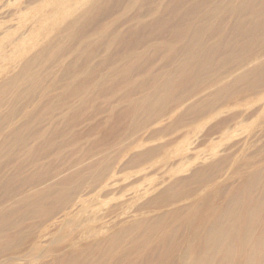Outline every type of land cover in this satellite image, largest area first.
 Segmentation results:
<instances>
[{"label":"bare ground","instance_id":"1","mask_svg":"<svg viewBox=\"0 0 264 264\" xmlns=\"http://www.w3.org/2000/svg\"><path fill=\"white\" fill-rule=\"evenodd\" d=\"M25 2L0 41V264H264V157L231 161L245 137L218 159L189 152L241 136L260 110L240 106L264 97V0ZM155 165L166 180L124 186L132 219L102 201L82 221L100 233L55 235ZM228 180L220 209L190 224L187 200Z\"/></svg>","mask_w":264,"mask_h":264},{"label":"rangeland","instance_id":"2","mask_svg":"<svg viewBox=\"0 0 264 264\" xmlns=\"http://www.w3.org/2000/svg\"><path fill=\"white\" fill-rule=\"evenodd\" d=\"M25 3H26L25 0H0V12H2V16L0 13V41H2V42L6 41V39H3L2 37H4L6 35V31L8 29L20 30L22 28V26L24 25L25 21L29 18L30 14H27V8L25 6ZM40 3H41L40 1L35 2V6L39 5ZM2 4H3V6H2ZM4 12H7V14L5 13V15H4ZM9 26H11V27H9ZM43 26H44V24L40 25L41 28ZM45 32H49V30L47 28H45L41 32V34L45 33ZM2 33H4V34H2ZM23 37H25V35H23ZM33 37H36V35H34ZM17 43H18V40H17ZM23 50L24 49H21L19 51L22 52ZM246 108H249V109L258 108L260 110L256 111V113L253 114V116L247 118L242 124H240V131L243 132V133H241V136L237 135V136H233V137H228V139L222 140V141H220L221 143L219 142L214 146L208 142L207 143L210 144V146H208V144H206V143L203 145L200 144L201 146L193 147L191 149V151H189V152L191 154L197 153L200 155V157L205 156V158H206L208 156H211L213 154V152L215 150H217V153L215 154L214 158L218 159V157H220V156L223 157L224 156L223 154H225V153H226L225 155L231 154L234 151V149H231V151L223 150L227 144H229L230 142H233V141L235 142V140H237L239 137H242V138L245 137V140L247 143L241 146V148L237 151V153L239 155L236 154L235 156H233L235 158H232L231 161H234V159H237L238 160L237 164H240V167L245 169L247 166L246 164L250 161L253 153H254V155L255 154L258 155V153H259L261 158H263L264 157V150H263L264 149V146H263L264 145V134L262 135V133H264V132H262L263 131L262 128H264V123H263V119H264V109H263L264 108V97L259 98V100H257V101L250 102V103L246 104L245 107L240 106V109H246ZM240 131L238 133H240ZM248 131L255 132L256 136L247 140L248 137L245 135H246V132H248ZM260 132H262V133H260ZM224 144H225V146H224ZM148 145H150V144H148ZM194 145L195 144H193V146ZM198 145H199V143H198ZM183 146H184V142H180V141L179 142H173L172 144L165 146L164 152L167 153L166 156H169L171 154L174 155V154H177L179 151L183 150ZM191 147H192V145H191ZM260 149L263 150V153H261L262 150H260ZM249 152H250V154H249ZM246 153H247V155H246ZM176 158L177 157L172 156L171 159L173 161H175ZM263 160H264V158H263ZM263 160L260 162V164H262V163L264 164ZM231 161H230V163H231ZM198 162L199 161H197V163ZM119 167H120V164L117 165V169H119ZM164 172H165V168L160 167L159 165H155L153 168L148 169L144 184H141L142 182H134V178H129V179L123 178V175H124V173H123L122 176L120 177V178H122L121 181L115 183L112 186V188L110 189L112 193H110L108 195H102L101 193L97 192L96 201H93V203L91 202L90 204H87V203L81 204L76 209L75 213H73L72 215H70L68 217L66 226L64 228L57 229L55 231V235L67 236L72 231V228L75 226L79 227V233L80 234L100 233V229L95 228L93 226L94 225L93 222L91 224L87 225L86 223L83 224L82 221H83L84 216L87 214V211L94 210V209L101 207L104 204V202L105 203L111 202L110 204H113V203H117V202L123 203L124 201H126L125 207L129 206V208L126 209V210H128V213L126 215H122V217L130 215L127 218L132 219L130 217L134 213V209L136 208V206L138 204V203H135L137 198L134 195L135 194L134 189H129V190H126V192H125L126 187H124V186L138 187V185H143L142 186L143 188L150 187V186H152L150 184H154L156 182L157 177L164 176V178L166 180L167 177L164 174ZM119 173H122V172H119ZM184 175H186V174H184ZM154 176H156V178H153L152 181L149 182L150 179ZM132 181L134 183L130 185V183ZM167 181H168V179H167ZM167 181L164 184L160 183L158 185L159 189L167 186V184L170 183V182L168 183ZM230 182H231L230 180H228L226 182H218L217 184H215V186L207 189L206 191H203V190L199 191L197 195H195L193 198H190L189 200H187V203H190V213L192 215V219L189 221L190 224H194L197 221V217H199L200 215H202V214L203 215H205V214L211 215L213 213V212L211 213L212 210L216 211V210L220 209V205L228 198V196L232 192V190L234 188V184H231V186H233L232 189L230 190V192H228V193L226 192L224 194V196H222L220 190H221L222 186H224ZM121 186H122V189L120 188ZM118 189H119V191H118ZM150 195H151L150 193L147 194V197ZM102 201H104V202H102ZM102 207H105V206H102ZM119 211L121 212L122 210L121 209L117 210L115 213H113V215H116ZM194 215H195V217H194ZM69 224H71V226H69Z\"/></svg>","mask_w":264,"mask_h":264}]
</instances>
